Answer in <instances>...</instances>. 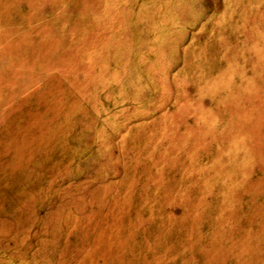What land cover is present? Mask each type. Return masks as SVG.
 <instances>
[{"label": "rangeland", "instance_id": "374dc122", "mask_svg": "<svg viewBox=\"0 0 264 264\" xmlns=\"http://www.w3.org/2000/svg\"><path fill=\"white\" fill-rule=\"evenodd\" d=\"M0 264H264V0H0Z\"/></svg>", "mask_w": 264, "mask_h": 264}]
</instances>
